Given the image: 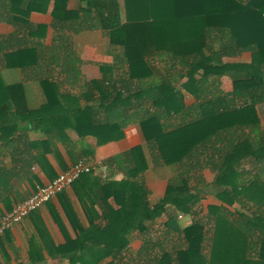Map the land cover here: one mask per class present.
Listing matches in <instances>:
<instances>
[{
	"label": "trees",
	"instance_id": "1",
	"mask_svg": "<svg viewBox=\"0 0 264 264\" xmlns=\"http://www.w3.org/2000/svg\"><path fill=\"white\" fill-rule=\"evenodd\" d=\"M68 1L0 0V22L12 26L0 33L1 198L9 192L15 204L30 195L35 185L26 195L20 181L31 183V167L44 168L57 143L72 163L88 162L87 138L105 144L136 125L143 143L114 157L126 177L96 178L90 204L79 197L87 228L49 254L68 264H264V0ZM50 3L62 32L47 41L46 24L30 14ZM84 28L104 31L111 47L90 79L74 50ZM245 50L247 59H226ZM6 69L19 78L9 80ZM221 76L231 90L218 85ZM25 80L39 84L40 104L28 103ZM162 167L170 177L151 202L144 174ZM207 196L215 201L204 207ZM178 214L191 219L183 225Z\"/></svg>",
	"mask_w": 264,
	"mask_h": 264
},
{
	"label": "crops",
	"instance_id": "2",
	"mask_svg": "<svg viewBox=\"0 0 264 264\" xmlns=\"http://www.w3.org/2000/svg\"><path fill=\"white\" fill-rule=\"evenodd\" d=\"M76 4L77 0L68 1L69 7H74ZM51 7L52 3H50L47 12H31L30 14V19L34 23L46 24L47 41L50 40L54 32H62V26L59 23H55V19L50 14ZM11 30L12 26L0 22V33H8ZM74 50L85 61L81 66V72L87 79L99 77L100 72L97 63L111 59V47L108 42V36L100 29L91 30L84 28L76 34L74 36ZM4 74L9 80L19 78L18 71L13 72L6 69ZM50 76L54 79L61 77L57 72L52 73ZM24 84L27 87L28 103L32 106L40 104L44 96L41 93L39 84L32 80H25ZM63 86L66 89H72V91L77 90L74 85L71 86L68 82L63 83ZM70 134L74 137L73 132ZM29 135L37 138L40 134L37 131H29ZM85 142L87 145H93V154L90 157V161L87 162L93 168L90 179L86 181L85 185H78L76 188L72 186L66 189L65 192L56 195L1 236L0 264H68L65 258L50 255L47 248L64 243L66 238H75L82 230L87 228L89 222L79 197L90 204L88 202L89 185L96 178L99 182L104 183L109 180H119L126 177L124 169L117 164L114 157L142 144L143 137L139 127L131 125L124 129L123 136L118 140L96 145L95 139L89 137ZM57 146V152L45 154L46 163H43L44 168L39 166V164H34L31 167V173L34 175L31 183L26 178L23 179L22 183L20 181V187L23 188V191L25 190V194L34 190L32 184L35 187L45 184L72 164L66 154L65 147L60 143H57ZM158 169H160V172ZM149 170L145 172L144 178L148 190V198L151 202H155L164 193L170 177V170L168 167L151 168ZM164 170H168L169 174L167 175L164 172L161 175V171ZM6 195H10L9 192L4 193L3 198L0 196V210H7L13 205L7 201ZM108 201L113 204L112 198H108ZM94 206L96 211L101 214L100 203L95 202ZM185 216L182 215L179 220L183 225L189 222H183ZM131 245L138 248L140 241L134 240Z\"/></svg>",
	"mask_w": 264,
	"mask_h": 264
},
{
	"label": "built area",
	"instance_id": "3",
	"mask_svg": "<svg viewBox=\"0 0 264 264\" xmlns=\"http://www.w3.org/2000/svg\"><path fill=\"white\" fill-rule=\"evenodd\" d=\"M91 165L83 160H78L69 167L59 172L49 182L37 185L36 189L24 199L16 202L7 210L0 211V236L12 229L33 211L42 207L58 193L71 187L81 174L89 172ZM178 214V218H181Z\"/></svg>",
	"mask_w": 264,
	"mask_h": 264
},
{
	"label": "rangeland",
	"instance_id": "4",
	"mask_svg": "<svg viewBox=\"0 0 264 264\" xmlns=\"http://www.w3.org/2000/svg\"><path fill=\"white\" fill-rule=\"evenodd\" d=\"M250 56V52L249 51H247V50H245V51H243V52H241V53H238V54H234V55H231V56H229V57H227L226 59L227 60H233V61H236V60H242V59H247L248 57ZM217 83H218V85L224 90V91H229V90H231V81H230V79L227 77V76H221V77H219V79H218V81H216ZM258 113H259V115H260V117L262 118V117H264V106H261V107H259L258 108ZM151 170V169H150ZM149 170V171H150ZM154 171H156V170H154ZM158 171L160 172V169H158ZM167 173V175L169 174V172H168V170H164V171H161V175H162V173ZM151 173V172H150ZM149 173V174H150ZM153 174V173H152ZM148 175V174H147ZM213 175H214V170L212 169V167H210V166H208V167H206V168H204L203 169V171H202V176H203V178L205 179V180H211L212 179V177H213ZM149 176V175H148ZM145 177H146V175H145ZM192 179V178H191ZM191 182V184H193L192 183V180L190 181ZM213 201H215V199L212 197V196H207V197H205V198H203L202 199V203H203V205H204V207H206V205L208 204V203H210V202H213ZM179 220L181 219V218H178ZM191 219V216H188V215H186L185 217H184V219H183V222L185 223V222H187V221H189ZM132 246V245H131ZM134 249H135V247H133Z\"/></svg>",
	"mask_w": 264,
	"mask_h": 264
}]
</instances>
